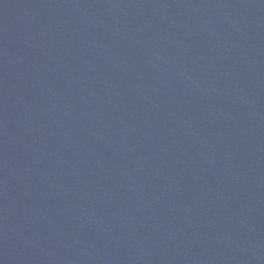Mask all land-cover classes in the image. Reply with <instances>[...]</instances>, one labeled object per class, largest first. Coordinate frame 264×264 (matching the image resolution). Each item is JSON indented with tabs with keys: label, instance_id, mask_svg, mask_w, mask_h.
Segmentation results:
<instances>
[{
	"label": "water",
	"instance_id": "1",
	"mask_svg": "<svg viewBox=\"0 0 264 264\" xmlns=\"http://www.w3.org/2000/svg\"><path fill=\"white\" fill-rule=\"evenodd\" d=\"M0 264H264V0H0Z\"/></svg>",
	"mask_w": 264,
	"mask_h": 264
}]
</instances>
